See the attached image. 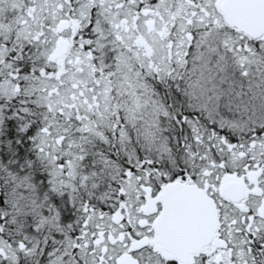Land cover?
Instances as JSON below:
<instances>
[{"label":"snow or ice","instance_id":"snow-or-ice-1","mask_svg":"<svg viewBox=\"0 0 264 264\" xmlns=\"http://www.w3.org/2000/svg\"><path fill=\"white\" fill-rule=\"evenodd\" d=\"M0 264H264V0H0Z\"/></svg>","mask_w":264,"mask_h":264},{"label":"flooded vegetation","instance_id":"flooded-vegetation-1","mask_svg":"<svg viewBox=\"0 0 264 264\" xmlns=\"http://www.w3.org/2000/svg\"><path fill=\"white\" fill-rule=\"evenodd\" d=\"M188 111H190V109Z\"/></svg>","mask_w":264,"mask_h":264}]
</instances>
